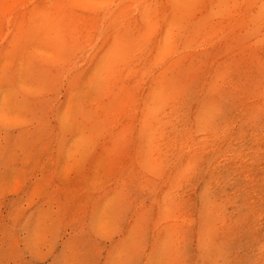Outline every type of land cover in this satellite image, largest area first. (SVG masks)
Listing matches in <instances>:
<instances>
[{
  "label": "rangeland",
  "instance_id": "374dc122",
  "mask_svg": "<svg viewBox=\"0 0 264 264\" xmlns=\"http://www.w3.org/2000/svg\"><path fill=\"white\" fill-rule=\"evenodd\" d=\"M262 21L264 0H0V264L262 262Z\"/></svg>",
  "mask_w": 264,
  "mask_h": 264
},
{
  "label": "bare ground",
  "instance_id": "6f19581e",
  "mask_svg": "<svg viewBox=\"0 0 264 264\" xmlns=\"http://www.w3.org/2000/svg\"><path fill=\"white\" fill-rule=\"evenodd\" d=\"M69 1H70V0H69ZM74 1H75V0H74ZM153 1H154V0H153ZM207 1H208V0H207ZM247 1H248V0H247ZM253 1H254V0H253ZM50 2H51V1H50ZM50 2H49V4H50ZM65 2H67V1H65ZM126 2H127V1H126ZM159 2H160V1H159ZM205 2H206V1H205ZM32 3H33V2H32ZM74 3H75V2H74ZM112 3H113V2H112ZM137 3H138V2H137ZM208 3H209V2H208ZM248 3H249V2H248ZM29 4H30V2H29ZM44 4H45V3H44ZM46 4H47V2H46ZM71 4H72V3H71ZM132 4H133V3H132ZM132 4H131V5H132ZM142 4H143V3H142ZM161 4H162V3H161ZM163 4H164V3H163ZM166 4H167V3H166ZM255 4H256V3H255ZM32 5H33V4H32ZM39 5H40V3H39ZM50 5H51V4H50ZM110 5H111V4H110ZM113 5H114V4H113ZM203 5H204V3H203ZM230 5H232V4H230ZM239 5H241V4H239ZM246 5H247V4H246ZM253 5H254V4H253ZM19 6H20V5H19ZM104 6H105V5H104ZM118 6H119V5H118ZM151 6H152V5H151ZM159 6H160V4H159ZM21 7H22V6H21ZM47 7H48V6H47ZM51 7H52V6H51ZM79 7H80V6H79ZM88 7H89V6H86V8H88ZM94 7H95V6H94ZM102 7H103V6H102ZM123 7H124V6H123ZM166 7H167V6H166ZM28 8H29V7H28ZM63 8H65V7H63ZM86 8H85V9H86ZM96 8L99 9L98 7H96ZM100 8H101V7H100ZM163 8H164V7H163ZM205 8H206V7H205ZM239 8H240V7H239ZM256 8H257V7H256ZM20 9H21V8H20ZM65 9H67V8H65ZM65 9H64V10H65ZM68 9H69V8H68ZM70 9H73V8L70 7ZM88 9H89V8H88ZM101 9H102V8H101ZM249 9H250V8H249ZM26 10H27V8H26ZM93 10H94V9H93ZM109 10H110V9H109ZM125 10H126V9H125ZM135 10H136V8H135ZM234 10H235V9H234ZM239 10H240V9H239ZM53 11H54V10H53ZM75 11H76V10H75ZM107 11H108V9H107ZM152 11H153V10H152ZM160 11H161V10H160ZM160 11H158V12H160ZM165 11H166V10H165ZM246 11H247V10H246ZM130 12H131V11H130ZM202 12H203V11H202ZM204 12H205V11H204ZM207 12H208V11H207ZM237 12H239V11H236V14H237ZM116 13H117V12H116ZM120 13H121V12H120ZM135 13H136V12H135ZM160 13H161V12H160ZM166 13H167V12H166ZM239 13H240V12H239ZM239 13H238V14H239ZM16 14H17V13H16ZM25 14H26V13H25ZM68 14H70V13H68ZM101 14H102V13H101ZM251 14H252V13H251ZM253 14H254V12H253ZM62 15H63V14H62ZM62 15H61V16H62ZM65 15H66V14H65ZM157 15H158V14H157ZM199 15H200V14H199ZM201 15H202V14H201ZM223 15H224V14H223ZM223 15H222V16H223ZM45 16H46V15H45ZM50 16H51V15H50ZM61 16H60V17H61ZM63 16H64V15H63ZM68 16L70 17V15H68ZM73 16H74V15H73ZM96 16H98V15H96ZM160 16H161V15H160ZM160 16H158V17H160ZM194 16H195V15H194ZM220 16H221V15H220ZM222 16H221L220 18H222ZM241 16H242V15H241ZM249 16H250V15H249ZM27 17H28V16H27ZM48 17H49V16H48ZM51 17H52V16H51ZM51 17H49V18H51ZM54 17H55V16H54ZM77 17H78V16H77ZM90 17H91V16H90ZM125 17H126V16H125ZM190 17H191V16H190ZM197 17H198V16H197ZM227 17H228V16H227ZM235 17H236V16H235ZM235 17H234V18H235ZM46 18H47V16H46ZM56 18H57V16H56ZM95 18H96V17H95ZM95 18H94V19H95ZM110 18H111V17H110ZM160 18H161V17H160ZM194 18H195V17H194ZM236 18H237V17H236ZM236 18H235V19H236ZM245 18H246V17H245ZM250 18H251V17H250ZM6 19H7V18H6ZM69 19H70V18H69ZM72 19H73V18H72ZM78 19H79V18H78ZM80 19H81V18H80ZM82 19H83V18H82ZM226 19H227V18H226ZM239 19H240V18H239ZM247 19L249 20V17H248ZM253 19H254V18H253ZM253 19H252V20H253ZM259 19L261 20V18H259ZM41 20H42V19H41ZM70 20H71V19H70ZM96 20H97V19H96ZM107 20H108V19H107ZM133 20H134V19H133ZM160 20H161V19H160ZM189 20H190V18H189ZM13 21H14V20H13ZM15 21H16V20H15ZM47 21H48V20H47ZM47 21H45V22H47ZM59 21H60V20H59ZM78 21H79V20H78ZM225 21H226V20H225ZM233 21H234V20H233ZM52 22H53V21H52ZM55 22H56V21H55ZM61 22H62V21H61ZM101 22H102V21H101ZM133 22H134V21H133ZM217 22H218V21H217ZM220 22H221V20H220ZM220 22H219V23H220ZM256 22H258V21L256 20ZM262 22H264V21H262ZM11 23H12V22H11ZM16 23H17V21H16ZM35 23H36V22H35ZM42 23H43V22H42ZM48 23H49V22H48ZM80 23H81V22H80ZM82 23H83V22H82ZM86 23H87V22H86ZM86 23H85V24H86ZM114 23H115V22H114ZM114 23H113V24H114ZM128 23H130V22H128ZM213 23H214V21H213ZM223 23H224V22H223ZM227 23H228V22H227ZM229 23H230V22H229ZM229 23H228V24H229ZM231 23H232V22H231ZM252 23H253V22H252ZM23 24H24V23H23ZM44 24H45V23H44ZM44 24H43V25H44ZM65 24L67 25V23H65ZM89 24H90V23H89ZM91 24H92V23H91ZM94 24H95V23H94ZM108 24H109V23H108ZM121 24H122V23H121ZM130 24H132V23H130ZM136 24H137V22H136ZM161 24H162V22H161ZM206 24H207V23H206ZM210 24H211V23H210ZM216 24H217V23H216ZM28 25H29V24H28ZM46 25H47V24H46ZM54 25H55V24H54ZM61 25H62V24H61ZM63 25H64V24H63ZM71 25H72V24H71ZM95 25H96V24H95ZM125 25H127V23H126ZM137 25H138V24H137ZM188 25H189V23H188ZM220 25H221V24H220ZM230 25H231V24H230ZM52 26H53V25H52ZM55 26H56V25H55ZM64 26H65V25H64ZM64 26H63V27H64ZM75 26H76V25H75ZM81 26H82V25H81ZM167 26H168V25H167ZM217 26H218V25H217ZM28 27H31L32 30L35 29V28L32 27V26H28ZM49 27H50V26H49ZM59 27H61V26H59ZM68 27H69V25H68ZM83 27H84V26H83ZM88 27H89V26H88ZM88 27H87V28H88ZM134 27H135V25H134ZM136 27H137V26H136ZM155 27H156V26H155ZM155 27H153V28H155ZM165 27H166V26H165ZM225 27H226V26H225ZM22 28H23V27H22ZM33 28H34V29H33ZM40 28H41V27H40ZM46 28H47V26H46ZM73 28H74V27H73ZM85 28H86V27H85ZM122 28H123V27H122ZM132 28H133V27H132ZM153 28H152V29H153ZM160 28H161V27H160ZM162 28H163V27H162ZM205 28H206V27H205ZM226 28H227V27H226ZM260 28H261V27H260ZM41 29H43V28H41ZM53 29H54V28H53ZM57 29H59V28H57ZM62 29H63V28H62ZM62 29H61V31H62ZM90 29H91V28H90ZM143 29H144V28H143ZM203 29H204V28H203ZM208 29H209V27H208ZM217 29H219V28H217ZM22 30H23V29H22ZM24 30H25V29H24ZM45 30H46V29H45ZM50 30H51V29L49 28V31H50ZM55 30H56V29H55ZM76 30H77V29H76ZM175 30H176V29H175ZM246 30H247V28H246ZM262 30H263V29H262ZM8 31H9V30H8ZM20 31H21V29H20ZM49 31H48V32H49ZM61 31H60V32H61ZM73 31H75V30H73ZM82 31H83V30H82ZM88 31H89V30H88ZM102 31H103V28H102ZM114 31H115V30H114ZM134 31H135V30H134ZM165 31H166V30H165ZM182 31H183V30H182ZM202 31H203V30H202ZM23 32H25V31H23ZM53 32H54V31H53ZM60 32H59V33H60ZM80 32H81V30H80ZM132 32H133V31H132ZM136 32H137V31H136ZM136 32H135V33H136ZM152 32H153V31H152ZM152 32H150V33H152ZM185 32H186V31H185ZM208 32L210 33V32H212V31H208V30H207V33H208ZM222 32H223V31H222ZM230 32H232V30H231ZM36 33H38V32H36ZM49 33H50V32H49ZM54 33L57 34V35H58L57 37L59 38V36H60L61 33H60V34H58V32H57V33L54 32ZM73 33H74V32H73ZM89 33H90V32H89ZM104 33H105V32H104ZM146 33H147V32H146ZM165 33H166V32H165ZM258 33H259V32H258ZM260 33H261V32H260ZM21 34H22V33H21ZM111 34H112V33H111ZM161 34H162V31H161ZM166 34H167V33H166ZM174 34H175V33H174ZM184 34H185V33H184ZM239 34H240V33H239ZM74 35H76V34H74ZM135 35H136V34H135ZM140 35H141V34H140ZM150 35H151V34H150ZM152 35H153V34H152ZM170 35H171V34H170ZM231 35H232V33H231ZM3 36H4V35H3ZM38 36H39L38 39H40L41 34L39 35V33H38L37 37H38ZM45 36L47 37V35H45ZM51 36H54V35L51 34ZM204 36H205V35H204ZM234 36H235V35H234ZM256 36H259V35H256ZM49 37H50V35H49ZM62 37H63V36H61V38H62ZM133 37H134V36H133ZM136 37H137V36H136ZM144 37H146V36H144ZM171 37H172V36H171ZM173 37H174V36H173ZM202 37H203V36H202ZM215 37H216V36H215ZM215 37H214V38H215ZM228 37H229V36H228ZM69 38H70V37H69ZM69 38H68V39H69ZM86 38H87V36H86ZM134 38H135V37H134ZM139 38H140V37H139ZM141 38H142V37H141ZM141 38H140V40L142 41ZM164 38H165V37H164ZM167 38H168V36H167ZM178 38H179V37H178ZM183 38H184V37H183ZM223 38H224V37H223ZM4 39H5V38H4ZM4 39H3V40H4ZM56 39H57V38H56ZM62 39H63V38H62ZM62 39H61V40H62ZM83 39H84V38H83ZM88 39H89V38H88ZM88 39H87V40H88ZM99 39H100V38H99ZM143 39H144V38H143ZM145 39H146V38H145ZM149 39H150V38H149ZM165 39H166V38H165ZM168 39H169V38H168ZM174 39H176V38H174ZM210 39H211V38H210ZM210 39H209V40H210ZM52 40H53V39H52ZM64 40H65V38H64ZM71 40H72V39H71ZM79 40H80V39H79ZM81 40H82V39H81ZM89 40H90V39H89ZM89 40H88V41H89ZM132 40H133V39H131V41H132ZM140 40H139V41H140ZM187 40H188V39H187ZM213 40H214V39H213ZM213 40H211L210 42H212ZM224 40H225V38H224ZM49 41H51V40L49 39ZM57 41H58V40H57ZM57 41H56V42H57ZM74 41H75V40H74ZM90 41H91V40H90ZM134 41H135V40H134ZM161 41H164V40H161ZM165 41H166V40H165ZM173 41H174V40H173ZM234 41H235V40H234ZM63 42H64V41H63ZM81 42H82V41H81ZM85 42H86V41H85ZM100 42H101V41H99V43H100ZM128 42H129V41H128ZM128 42H127V44H128ZM135 42H136V41H135ZM144 42H145V41H144ZM194 42H195V41H194ZM208 42H209V41H208ZM61 43H62V42H61ZM64 43H65V42H64ZM76 43H77V42H76ZM95 43H97V42H95ZM95 43H94V44H95ZM101 43H102V42H101ZM129 43H130V42H129ZM141 43H142V42H141ZM145 43H146V42H145ZM169 43H170V42H169ZM169 43H168V44H169ZM174 43H175V42H174ZM41 44H42V43H41ZM57 44H58V42H57ZM57 44H56V45H57ZM70 44H71V43H70ZM103 44H105V43H103ZM206 44H207V43H206ZM234 44H235V43H234ZM261 44H262V43H261ZM58 45H59V44H58ZM73 45H74V44H73ZM166 45H167V44H166ZM172 45H173V44H172ZM199 45H200V44H199ZM208 45H209V44H208ZM257 45H258V44H257ZM77 46H78V44H77ZM84 46H85V45H84ZM86 46H87V45H86ZM126 46H128V45H126ZM129 46H130V45H129ZM152 46H153V45H152ZM158 46H159V44H158ZM160 46H161V45H160ZM196 46H197V45H196ZM242 46H243V45H242ZM242 46H241V47H242ZM56 47H57V46H56ZM124 47H125V46H124ZM143 47H144V46H143ZM161 47H162V46H161ZM167 47H168V46H167ZM221 47H222V46H221ZM226 47H228V46H226ZM255 47H256L255 45H254V47L252 46V50H253V48H255ZM90 48H91V47H90ZM128 48H129V47H128ZM158 48H159V47H158ZM164 48H166V47H164ZM174 48H175V46H174ZM174 48H172V49H174ZM197 48H198V47H197ZM199 48H200V46H199ZM99 49H100V48H99ZM99 49H98V50H99ZM122 49H123V48H122ZM124 49H125V48H124ZM160 49H162V48H160ZM169 49H170V48H169ZM169 49H168V50H169ZM175 49H176V48H175ZM191 49H192V48H191ZM246 49H247V48H246ZM59 50H60V49L58 48V51H59ZM62 50H63V49H62ZM80 50H81V49H80ZM128 50H129V49H128ZM148 50H149V49H148ZM150 50H151V49H150ZM192 50H193V49H192ZM241 50H242V49H241ZM124 51H125V50H124ZM129 51H130V50H129ZM158 51H159V50H158ZM163 51H164V50H163ZM171 51H172V50H171ZM237 51H238V50H237ZM247 51H248V50H247ZM247 51H246V52H247ZM81 52H82V51H81ZM83 52H84V51H83ZM89 52H90V51H89ZM149 52H150V51H149ZM155 52H156V51H155ZM160 52H161V51H160ZM190 52H191V51H190ZM193 52H195V51H193ZM125 53H126V52H125ZM125 53H123V54H125ZM135 53H136V52H135ZM135 53H134V54H135ZM146 53H147V52H146ZM251 53H253V51L250 52V54H251ZM132 54H133V52H132ZM134 54H133V55H134ZM156 54H157V53H156ZM161 54H162V52H161ZM188 54H190V53H188ZM85 55H86V54H85ZM87 55H88V54H87ZM93 55H94V53L92 54V56H93ZM139 55H140V54H139ZM145 55H146V54H145ZM157 55H158V54H157ZM173 55H174V54H173ZM193 55H194V54H193ZM263 55H264V54H263ZM92 56H91V57H92ZM141 56H142V55H141ZM159 56H160V55H159ZM187 56H188V55H187ZM197 56H198V55H197ZM207 56H209V55H207ZM219 56H220V54H219ZM230 56H231V55H230ZM242 56H243V55H242ZM246 56H247V55H246ZM248 56H249V55H248ZM252 56H253V55H252ZM255 56H256V55H255ZM74 57H75V56H74ZM74 57H73V58H74ZM82 57H83V56H82ZM128 57H129V56H128ZM155 57H156V56H154V58H155ZM166 57H167V56H166ZM168 57H169V56H168ZM243 57H245V54H244ZM250 57H251V56H250ZM250 57H249V58H250ZM142 58H143V57H142ZM174 58H175V57H174ZM174 58H173V59H174ZM186 58H187V57H186ZM260 58H261V57H260ZM83 59L86 60V58H83ZM91 59H92V58H91ZM119 59H122V58H119ZM131 59H132V57L130 56V60H131ZM133 59H134V58H133ZM169 59H170V58H169ZM169 59H167V60H169ZM226 59H227V58H226ZM238 59H239V58H238ZM251 59H252V58H251ZM251 59H250V60H251ZM70 60H71V59H70ZM130 60H129V61H130ZM137 60H139V59H137ZM154 60H155V59H154ZM160 60H161V59H160ZM246 60H247V59H246ZM248 60H249V59H248ZM262 60H264V59H262ZM262 60H260V61H262ZM65 61H66V60H65ZM76 61H77V60H76ZM88 61H90V60H88ZM88 61H87V62H88ZM122 61H123V59H122ZM122 61H121V62H122ZM124 61H128V60L126 59V60H124ZM129 61H128V62H129ZM133 61H134V60H133ZM142 61H143V60H142ZM142 61H141V62H142ZM162 61H163V60H162ZM165 61H166V60H165ZM183 61H184V60H183ZM229 61H230V59H229ZM242 61H243V60H242ZM260 61H259V62H260ZM66 62H68V61H66ZM128 62H127V63H128ZM148 62H149V61H148ZM155 62H157V61H155ZM159 62H160V61H159ZM170 62L172 63L171 60H170ZM213 62H214V61H213ZM220 62H221V61H220ZM230 62H231V61H230ZM246 62H248V61H246ZM249 62H250V61H249ZM69 63H70V62H69ZM75 63H76V62H75ZM135 63H136V61H135ZM160 63H162V62H160ZM160 63H159V64H160ZM165 63H166V62H165ZM173 63H174V62H173ZM184 63H185V62H184ZM184 63H183V65H184ZM222 63H223V62H222ZM253 63H254V62H253ZM255 63H256V62H255ZM262 63H263V62H261V64H262ZM150 64H151V62H150ZM167 64H168V63H167ZM167 64H166V65H167ZM237 64H238V63H237ZM240 64H241V63H240ZM240 64H239V65H240ZM246 64H247V63H246ZM84 65H85V64H84ZM84 65H83V66H84ZM140 65H141V64H140ZM154 65H156V64H154ZM183 65H181V66H183ZM215 65H216V64H215ZM232 65H233V64H232ZM243 65H244V63H243ZM262 65H263V64H262ZM76 66H77V64H76ZM118 66H119V65H118ZM124 66H125V65H124ZM128 66H129V65H128ZM150 66H151V65H150ZM164 66H165V64H164ZM172 66H173V65H172ZM194 66H195V65H194ZM257 66H258V65H257ZM257 66H256V67H257ZM263 66H264V65H263ZM65 67H66V66H65ZM77 67H78V66H77ZM126 67H127V66H126ZM139 67H140V66H139ZM139 67H138V68H139ZM151 67H152V66H151ZM160 67H161V65H160ZM170 67H171V66H170ZM170 67H169V68H170ZM227 67H228V66H227ZM241 67H243V66H241ZM241 67H240V69H242ZM80 68H81V67H80ZM82 68H83V67H82ZM117 68H118V67H117ZM120 68H121V67H120ZM222 68H223V67H222ZM244 68H246V67H244ZM244 68H243V69H244ZM118 69H119V68H118ZM118 69H117V70H118ZM234 69H235V68H234ZM123 70H124V69H122L121 71H123ZM237 70H238V69H237ZM106 71H107V70H106ZM119 71H120V69H119ZM130 71H131V70H130ZM130 71H127V72H130ZM160 71H161V69H160ZM259 71H260V70H259ZM83 72H85V71H83ZM113 72H114V71H113ZM113 72H112V73H113ZM127 72H126L125 74H127ZM157 72H158V71H157ZM81 73H82V72H81ZM174 73H175V72H174ZM235 73H236V72H235ZM262 73H263V72H262ZM75 74H77V73H75ZM78 74H79V73H78ZM83 74H84V73H83ZM83 74H82V75H83ZM82 75H81V76H82ZM118 75H120V74H118ZM157 75H158V74H157ZM203 75H204V74H203ZM240 75H241V74H240ZM115 76H116V75H115ZM155 76H156V75H155ZM226 76H227V75H226ZM226 76H225V77H226ZM244 76H245V75H244ZM71 77H72V76H71ZM158 77H159V76H158ZM220 77H221V75H220ZM239 77H240V76H239ZM246 77H248V76H246ZM246 77H245L243 80H245ZM251 77H252V76H251ZM251 77H250V78H251ZM258 77H259V76H258ZM258 77H257V78H258ZM74 78H75V77H74ZM120 78H121V77H120ZM120 78H119V79H120ZM159 78H160V77H159ZM222 78H223V77H222ZM250 78L248 77V79H250ZM81 79H82V78H81ZM112 79H113V78H112ZM112 79H111V82H112ZM123 79H125V78H123ZM259 79H260V78H259ZM203 80H204V79H203ZM223 80H225V79H223ZM239 80H240V79H239ZM74 81H76V80L74 79ZM109 81H110V80H109ZM119 81H120V80H119ZM122 81H123V80H122ZM67 82H68V81H67ZM70 82H71V80H70ZM80 82H81V81H80ZM158 82H159V81H158ZM158 82H156V83H158ZM190 82H191V81H190ZM205 82H206V80H205ZM205 82H204V83H205ZM219 82H220V81H219ZM263 82H264V81H263ZM71 83H72V82H71ZM74 83H75V82H74ZM76 83H77V82H76ZM114 83H115V81H113V84H114ZM153 83H154V82H153ZM156 83H155V85H156ZM161 83H162V82H161ZM174 83H175V82H174ZM177 83H178V82H177ZM254 83H255V82H254ZM116 84H117V83H116ZM175 84H176V83H175ZM236 84H237V83H236ZM238 84H239V82H238ZM238 84H237V85H238ZM244 84H245V83H244ZM259 84H260V83H259ZM259 84H257V85H259ZM70 85H71V84H70ZM108 85H109V84H108ZM111 85H112V83H111ZM114 85H115V84H114ZM133 85H134V84H133ZM176 85H178V84H176ZM207 85H208V84H207ZM239 85H240V84H239ZM250 85H252V84H250ZM257 85H256V86H257ZM119 86H120V85H119ZM122 86H123V85H122ZM122 86H121V88H122ZM150 86H151V88L153 87L152 84H151ZM174 86H175V85H174ZM221 86H224V85L222 84ZM231 86H232V85H231ZM261 86H262V85H261ZM263 86H264V85H263ZM115 87H116V86H115ZM124 87H125V86H124ZM233 87H234V86H233ZM235 87H236V86H235ZM239 87H240V86H239ZM259 87H260V86H259ZM111 88H112V87H111ZM113 88H114V87H113ZM117 88H118V87H117ZM189 88H190V87H189ZM200 88H201V87H200ZM231 88H232V87H231ZM245 88H246V87H245ZM261 88H262V87H261ZM68 89L70 90V88H68ZM108 89H109V88H108ZM206 89H207V88H206ZM236 89H237V88H236ZM236 89H235V90H236ZM242 89H243V88H242ZM252 89H253V88H252ZM257 89H258V88H257ZM118 90H119V89H118ZM122 90H123V89H122ZM149 90H150V88H149ZM201 90H202V89H201ZM235 90H234V91H235ZM259 90H260V89H259ZM261 90H262V89H261ZM115 91H116V90H115ZM125 91H126V90H125ZM158 91H159V90H158ZM183 91H184V90H183ZM188 91H189V89H188ZM210 91H211V90H210ZM210 91H209V92H210ZM217 91H218V90H217ZM234 91H232V92H234ZM252 91H253V90H252ZM263 91H264V90H263ZM117 92H119V91H117ZM121 92H122V91H121ZM123 92H124V91H123ZM141 92H142V91H141ZM148 92H149V91H148ZM196 92H197V91H196ZM222 92H223V91H222ZM149 93H150V92H149ZM194 93H195V92H193V94H194ZM199 93H200V91H199ZM202 93H203V92H202ZM230 93H231V92H230ZM240 93H242V92H240ZM249 93H250V90H249ZM249 93H248V94H249ZM260 93H261V92H260ZM117 94H118V93H117ZM124 94H125V93H123V94H121V95H124ZM129 94H131V93H129ZM195 94H196V93H195ZM220 94H221V93H220ZM223 94H224V93H223ZM223 94H221V95H223ZM255 94H257V93L255 92ZM127 95H128V94H127ZM164 95H165V94H164ZM225 95H227V93H226ZM235 95H236V94H235ZM262 95H263V94H262ZM107 96H108V95H107ZM107 96H106V97H107ZM119 96H120V95H119ZM130 96H131V95H130ZM145 96H146V94H145ZM175 96H176V95H175ZM175 96H174V97H175ZM199 96H200V95H199ZM205 96H206V95H205ZM215 96H216V95H215ZM237 96H238V95H237ZM110 97H111V96H110ZM140 97H141V96H140ZM180 97H181V95H180ZM196 97H197V96H196ZM218 97H219V96H218ZM231 97H233V96L231 95ZM233 98H234V97H233ZM102 99H103V98H102ZM124 99H125V98H124ZM149 99H150V97H149ZM167 99H168V97H167ZM174 99H175V98H174ZM192 99H193V98H192ZM194 99H196V98H194ZM197 99H198V98H197ZM263 99H264V98H263ZM79 100H80V98H79ZM99 100H101V99H99ZM168 100H169V99H168ZM200 100H202V98H201ZM102 101H103V100H102ZM128 101H129V100H128ZM128 101H127V102H128ZM130 101H131V100H130ZM153 101H154V100H153ZM173 101H174V100H172V102H173ZM190 101H191V100H190ZM202 101H203V100H202ZM215 101H216V100H215ZM217 101H218V100H217ZM217 101H216V102H217ZM234 101H235V100H234ZM165 102H166V101H165ZM170 102H171V101H170ZM181 102H182V101H181ZM213 102H214V101H213ZM95 103H96V102H95ZM150 103H151V102H150ZM176 103H177V102H176ZM182 103H184V102H182ZM202 103H203V102H202ZM231 103H232V102H231ZM235 103H237V102H235ZM235 103H234V104H235ZM126 104H127V103H126ZM152 104H153V103H152ZM173 104H174V103H173ZM214 104H216V103H214ZM222 104H223V103H222ZM222 104H221V105H222ZM255 104H256V103H255ZM261 104H262V103H261ZM78 105H79V103H78ZM81 105H83V104H81ZM104 105H106V104H104ZM124 105H125V104H124ZM148 105H149V104H148ZM170 105H171V104H170ZM174 105H175V104H174ZM181 105H182V104H181ZM218 105H219V104H218ZM246 105H247V104H246ZM252 105H253V104H252ZM256 105H257V104H256ZM84 106H85V104H84ZM128 106H129V105H128ZM137 106H138V105H137ZM150 106H151V105H150ZM163 106H165V104H164ZM175 106H176V105H175ZM178 106H179V105H178ZM257 106H258V105H257ZM82 107H83V106H82ZM134 107H135V106H134ZM151 107H152V106H151ZM151 107H149V108H151ZM196 107H197V106H195V108H196ZM248 107H249V106H248ZM83 108H84V107H83ZM86 108H88V107H85V109H86ZM94 108H95V107H94ZM159 108H160V107H159ZM161 108H162V107H161ZM228 108H229V107H228ZM228 108H227V109H228ZM230 108H231V107H230ZM81 109H82V108H81ZM141 109H142V108H141ZM143 109H144V108H143ZM174 109H175V108H174ZM180 109H181V108H180ZM180 109H179V110H180ZM248 109H249V108H248ZM147 110H149V109H147ZM224 110H225V109H224ZM245 110H246V109H245ZM260 110H261V109H260ZM85 111H86V110H85ZM97 111H98V109H97ZM133 111H134V110H133ZM145 111H146V110H145ZM161 111H162V110H161ZM161 111H160V112H161ZM163 111H164V110H163ZM221 111H223V110H221ZM227 111H228V110H227ZM227 111H226V112H227ZM257 111H258V110H257ZM125 112H126V109H125ZM129 112H131V111H129ZM134 112H135V111H134ZM157 112H158V111H157ZM176 112H177V111H176ZM196 112H197V111H196ZM245 112H246V111H245ZM263 112H264V111H263ZM83 113H84V112H83ZM83 113H81V114H83ZM103 113H104V112H103ZM127 113H128V111H127ZM177 113H178V112H177ZM246 113H247V112H246ZM79 114H80V113H79ZM97 114H98V113H97ZM125 114H126V113H125ZM170 114H171V113H170ZM181 114H182V112H181ZM215 114H216V112H215ZM223 114L225 115V113H223ZM243 114H244V113H243ZM247 114H248V113H247ZM258 114H259V112H258ZM123 115H124V114H123ZM145 115H146V114H145ZM156 115H157V114H156ZM164 115H165V114H164ZM227 115H228V114H227ZM261 115H263V114H261ZM143 116H144V113H143ZM154 116H155V115H154ZM217 116H218V115H217ZM135 117H136V115H135ZM151 117H153V116H151ZM162 117H163V116H162ZM225 117H226V116H225ZM246 117H247V116H246ZM258 117H259V116H258ZM122 118H123V117H122ZM125 118H126V117H125ZM144 118H145V116L143 117V119H144ZM148 118H150V117H148ZM215 118H216V117H215ZM247 118H249V117H247ZM90 119H91V118H90ZM134 119H136V118H134ZM160 119H161V118H160ZM194 119H195V118H194ZM258 119H259V118H258ZM77 120H78V119H77ZM139 120H141V119H139ZM161 120H162V119H161ZM75 121H76V120H75ZM155 121L157 122V120H155ZM163 121H164V120H163ZM214 121H215V120H214ZM245 121H246V120H245ZM255 121H257V120H255ZM255 121H254V122H255ZM86 122H87V121H86ZM89 122H90V121H89ZM152 122H154V121H152ZM158 122H159V121H158ZM202 122L204 123V121H202ZM263 122H264V121H262V123H263ZM128 123H129V122H128ZM133 123H134V122H133ZM142 123H143V122H142ZM163 123H165V122H163ZM166 123H168V121H166ZM214 123H215V122H214ZM225 123H226V122H225ZM256 123H257V122H256ZM157 124H158V123H157ZM252 124H253V123H252ZM259 124H261V123H259ZM135 125H136V123H135ZM135 125H134V126H135ZM140 125H141V128H138V129H142V128H143V127H142V124H140ZM155 125H156V124H155ZM161 125H162V124H161ZM190 125H191V124H190ZM215 125H216V123H215ZM215 125H214V127H215ZM211 126L213 127V124H212ZM211 126H210V127H211ZM217 126H218V125H217ZM225 126H226V124H225ZM230 126H231V125H230ZM256 126H257V125H256ZM115 127H116V125H115ZM120 127H121V126H120ZM157 127H158V126H157ZM159 127H160V126H159ZM189 127H190V126H189ZM194 127L196 128V126H194ZM206 127H208V125H206ZM262 127H263V126H262ZM195 128H194V129H195ZM72 129H73V127H72ZM106 130H107V129H106ZM117 130H118V129H117ZM157 130H158V129H157ZM204 130H205V129H204ZM213 130H214V129H213ZM64 131H65V130H64ZM114 131H115V130H114ZM194 131H195V130H194ZM208 131H209V130H208ZM131 132H132V131H131ZM203 132H204V131H203ZM61 133H62V131H61ZM112 133H113V132H112ZM127 133H128V132H127ZM139 133H140V132H139ZM139 133H138V134H139ZM189 133H190V132H189ZM129 134H130V133H129ZM159 134H161V133H159ZM106 135H107V134H106ZM161 135H162V134H161ZM186 135H187V134H186ZM140 136H141V134H140ZM142 136H144V134H143ZM154 136H155V135H154ZM126 137H129V136H126ZM158 137H159V136H158ZM59 138H60V141L64 143L65 140L62 141V140H61V136H60ZM142 138H143V137H142ZM142 138L139 137V139H142ZM202 138H203V137H202ZM128 139H129V138H128ZM154 139H155V138H154ZM109 140H110V139H109ZM60 141H58V142H59L58 144H60ZM104 141H105V140H104ZM107 141H108V140H107ZM126 141H127V140H126ZM126 141H125V142H126ZM158 141H159V140H158ZM131 142H132V141H131ZM156 142H157V141H156ZM163 142H164V141H163ZM138 143H140V142H138ZM138 143H137V144H138ZM157 143H159V142H157ZM58 144H57V145H58ZM64 144H65V143H64ZM64 144H63V145H64ZM126 144H127V142H126ZM126 144H125V145H126ZM160 144H161V143H160ZM204 144H205V143H204ZM63 145H61V147H62ZM155 146H157V145H155ZM163 146H166V145L164 144ZM63 147H65V145H64ZM159 147H162V146H159ZM180 147H181V145H180ZM143 148H145V147H143ZM192 148H193V147H192ZM160 149H161V148H160ZM186 149H187V148H186ZM153 150H154V149H153ZM136 151H137V150H136ZM155 151H157V150H155ZM161 151H163V150L161 149ZM181 151H182V150H181ZM186 151H187V150H186ZM140 152H142V151L140 150ZM160 153H161V152H160ZM181 153H182V152H181ZM157 154H158V152H157ZM194 154H195V153H194ZM196 154H197V153H196ZM123 156H124V155H123ZM137 156H138V155H137ZM154 156H155V155H154ZM166 156H167V155H166ZM200 156H201V155H200ZM158 157H159V156H158ZM160 157H161V156H160ZM162 157H163V156H162ZM176 157H177V156H176ZM129 158H130V156H129ZM132 158H133V157H132ZM136 158H137V157H136ZM143 158H144V157H143ZM180 158H181V157H180ZM190 158H191V157H190ZM192 158H194V157L192 156ZM192 158H191V159H192ZM140 159H142V158H140ZM152 159H153V158H152ZM159 159H160V158H159ZM191 159H190V160H191ZM197 159H198V158H197ZM197 159H196V160H197ZM187 160H188V159H187ZM121 161H122V160H121ZM155 161H156V160H155ZM155 161H154V162H155ZM164 161H165V160H164ZM192 161H193V160H192ZM207 161H208V160H207ZM152 162H153V161H152ZM161 162H162V161H161ZM173 162H174V161H173ZM177 162H178V161H177ZM187 162H188V161H187ZM189 162H190V161H189ZM156 163H157V162H155V165H158V163H157V164H156ZM159 163H160V162H159ZM207 163H208V162H206V164H207ZM161 164H163V163H161ZM167 164H168V163H167ZM120 165H121V164H120ZM139 165H141V164L139 163ZM155 165H154V167H155ZM170 165H171V163H170ZM183 166H184V165H183ZM183 166H182V167H183ZM151 167H152V166H151ZM158 167H159V166H158ZM164 167H166V166H164ZM123 169H124V168H123ZM158 169H159V168H158ZM179 169H180V168H179ZM184 169H186V166H185ZM191 169H192V168H191ZM115 170H117V169H115ZM142 170H143V169H142ZM177 170H178V169H177ZM174 171H175V170H174ZM186 172L188 173V171H186ZM149 173H150V172H149ZM184 173H185V172H184ZM129 174H130V173H129ZM158 174H159V173H158ZM163 174H164V173H163ZM175 175H176V174H174V176H175ZM185 175L188 176V174H185ZM189 175H190V174H189ZM187 176H186V177H187ZM140 177H141V176H140ZM153 177H154V176H153ZM142 178H143V177H142ZM176 179H177V178H176ZM180 179H181V178H180ZM152 181H154V180H152ZM154 182H155V181H154ZM169 182H170V181H169ZM180 182H181V181H180ZM174 183H175V182H174ZM185 183H186V182H185ZM143 185H144V184H143ZM185 185H186V184H185ZM206 186H207V185H206ZM158 187H159V186H158ZM169 187H170V186H169ZM172 187H174V186H172ZM177 188H178V187H177ZM173 189H174V188H173ZM164 190H165V189H164ZM203 190H206V189L204 188ZM203 190H202V191H203ZM163 193H164V192H163ZM204 193H205V192H204ZM199 194H200V193H199ZM202 194H203V193H202ZM200 195H201V194H200ZM173 197H174V196H173ZM173 197H172L171 199H173ZM164 198H166V197H164ZM262 198H263V197H262ZM168 199H169V198H168ZM260 199H261V198H260ZM174 200H175V199H174ZM174 200H173V201H174ZM257 200H258V202H260V201H264L263 199H261L260 201H259V199H257ZM166 201H167V200H166ZM173 201H172V202H173ZM161 202H163V201H161ZM167 202H168V201H167ZM178 202H179V201H178ZM246 202H248V196H244V195H243L242 200H241V205L244 207L243 211L241 212L242 216L248 214V212H249V207H247ZM252 202H255V201H252ZM170 203H171V202H170ZM170 203H169V204H170ZM202 203H203V200L201 201V204H202ZM204 203H205V202H204ZM204 203H203V204H204ZM167 204H168V203H167ZM171 204H172V203H171ZM174 204H175V203H174ZM174 204H173V205H174ZM208 204H209V203H208ZM208 204H207V206H208ZM213 204H214V203H213ZM164 206H165V205H164ZM167 206H168V205H167ZM169 206H170V205H169ZM174 206H175V205H174ZM203 206H204V205H203ZM210 206H211V204H210ZM170 207H172V206H170ZM211 207H212V206H211ZM211 207H209V208H211ZM159 208H160V207H159ZM174 208H175V207H174ZM174 208L172 207V209H174ZM204 208H205V207H204ZM206 210H207V209H205V212H206ZM211 211H212V210H211ZM211 211H209V212H211ZM160 212H161V211H160ZM173 212H175V211H173ZM209 212H208V213H209ZM212 212H213V211H212ZM168 213H169V212H168ZM171 214H174V213H171ZM157 215H158V214H157ZM171 216H172V215H171ZM206 216H207V215H206ZM209 216H210V215H209ZM175 217H176V216H175ZM166 218H168V217H166ZM213 218H214V216H213ZM159 219H160V218H159ZM162 219H163V218H162ZM168 219H169V218H168ZM168 219H167V220H168ZM170 219H171V218H170ZM207 219H208V218H207ZM209 219H210V218H209ZM211 219H212V218H211ZM214 219H216V217H215ZM221 219H222V218H221ZM155 220H157V219H155ZM216 220H217V219H216ZM219 220H220V219H219ZM161 221H162V220H161ZM168 221H169V220H168ZM168 221H167V222H168ZM222 221H224V219H223ZM205 222H206V220H205ZM205 222H204V225H205ZM214 222H216V221L214 220L213 223H214ZM154 223H155V222H154ZM157 223H158V222H157ZM208 223H209V222H208ZM211 223H212V222H211ZM211 223H210V224H211ZM163 225H164V224H163ZM169 225H170V222H169ZM204 225H202V226H203V229H204ZM206 225H207V224H206ZM215 225H216V224H215ZM165 226H166V225H165ZM167 226H168V224H167ZM216 226H217V225H216ZM163 227H164V226H163ZM175 227H176V226H175ZM173 228H174V227H173ZM173 228H172V229H173ZM206 228H207V227H206ZM212 228L214 229L213 226H212ZM212 228H211V231L213 230ZM216 228H217V227H216ZM244 228H245V226H243V227L241 228V230H244ZM184 229H185V228H184ZM166 230H167V229H166ZM166 230H165V231H166ZM168 230H169V229H168ZM170 230H171V229H170ZM173 230H174V229H173ZM205 230H206V229H205ZM174 231H176V229H175ZM199 231H203V230H200V229H199ZM206 231H208V230H206ZM209 231H210V230H209ZM211 231H210V233L214 232V231H212V232H211ZM216 232H217V231H216ZM216 232H214V233H216ZM173 233H174V232H173ZM178 233H179V232H178ZM258 233H259V229H258L257 231H255L254 235H257ZM139 234H140V233H139ZM164 234H165V233H164ZM205 234H206V233H205ZM205 234H204V235H205ZM137 235H138V234H137ZM137 235H136V236H137ZM141 235H142V234H141ZM204 235H203V236H204ZM157 236H158V235H157ZM157 236H156V237H157ZM182 236H183V235H182ZM182 236H181V237H182ZM201 236H202V235H201ZM207 236H208V234H207ZM212 236H214V235H212ZM162 237H163V236H162ZM136 238H137V237H136ZM170 238H171V236H170ZM171 239H172V238H171ZM208 239H210V237H208ZM212 239H213V238H212ZM165 240H167V239H165ZM200 240H203V238L200 239ZM206 241L208 242V240H206ZM214 241H215V240H214ZM167 242H169V241H167ZM167 242H166V243H167ZM263 242H264V232L262 233V235H261V234L258 235V237H257V243H256V244H258V246H260V245L263 244ZM205 243H206V242H205ZM159 244H160V243H159ZM211 244H212V243H211ZM166 245H167V244H166ZM206 245H207V244H206ZM208 245H210V244H208ZM220 245H221V244H220ZM160 247H161V246H160ZM164 247H165V246H164ZM176 247H177V246H176ZM196 247H197V246H196ZM198 248H199V247H198ZM216 248H217V246H216ZM221 249H222V247H220V251H221ZM155 250H156V249H155ZM157 250H159V249H157ZM162 253H163V252H162ZM176 253H177V252H176ZM178 253H179V252H178ZM155 254H156V252H155ZM160 255H161V253H160ZM163 255H164V254H163ZM166 255H167V254H166ZM176 255H177V254H176ZM157 256H158V255H157ZM169 256H170V255H169ZM166 257H167V256H166ZM174 257H175V256H174ZM155 258L157 259V257H155ZM163 259H164V258H163ZM159 260H160V259H159ZM159 260H158V261H159ZM164 260H166V259H164ZM164 260H163V262H164ZM153 261H154V260H153ZM157 264H159V263H157ZM163 264H164V263H163ZM259 264H264V260H263L262 262L260 261Z\"/></svg>",
  "mask_w": 264,
  "mask_h": 264
}]
</instances>
